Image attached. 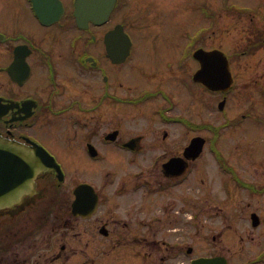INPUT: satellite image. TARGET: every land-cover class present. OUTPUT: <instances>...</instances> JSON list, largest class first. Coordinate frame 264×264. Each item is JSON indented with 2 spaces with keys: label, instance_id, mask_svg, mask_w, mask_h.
<instances>
[{
  "label": "flooded vegetation",
  "instance_id": "1",
  "mask_svg": "<svg viewBox=\"0 0 264 264\" xmlns=\"http://www.w3.org/2000/svg\"><path fill=\"white\" fill-rule=\"evenodd\" d=\"M38 1L45 22L0 0V140L50 164L0 210V264H264V0ZM198 48L226 54L227 92L192 79Z\"/></svg>",
  "mask_w": 264,
  "mask_h": 264
},
{
  "label": "water",
  "instance_id": "2",
  "mask_svg": "<svg viewBox=\"0 0 264 264\" xmlns=\"http://www.w3.org/2000/svg\"><path fill=\"white\" fill-rule=\"evenodd\" d=\"M48 1V0H47ZM55 0H52L54 2ZM83 1L80 0L78 7L83 6ZM37 15L42 19L46 16L42 12V6L47 3H40L38 0H33ZM51 4V3H49ZM54 4V3H53ZM59 6V5H55ZM42 16V17H41ZM45 20V19H42ZM46 21V20H45ZM195 57L202 62V68L194 78L202 82L205 86L212 90H226L231 84V74L229 72L228 61L225 55L218 50L203 51L198 50ZM47 166L48 165H44ZM38 165L26 163L24 155L16 148L2 145L0 143V208L8 205L11 200L19 194L16 190L23 187L25 181H30L34 173L37 172ZM43 168V166H41ZM79 199L75 202V205ZM96 204V199H93V205ZM83 213L82 211H74ZM84 215V214H82Z\"/></svg>",
  "mask_w": 264,
  "mask_h": 264
},
{
  "label": "rangeland",
  "instance_id": "3",
  "mask_svg": "<svg viewBox=\"0 0 264 264\" xmlns=\"http://www.w3.org/2000/svg\"><path fill=\"white\" fill-rule=\"evenodd\" d=\"M221 2L224 1V0H220ZM229 1H232V2H236V3H239V4H242L244 2H246L247 0H229ZM183 8L186 12L190 13L188 11V6H185L183 5ZM196 10V9H195ZM197 11V10H196ZM189 14H187L188 16ZM124 20H126V18H124ZM220 22L219 24H222V27L223 28H226L227 27V21L228 20H222V18L219 19ZM8 17L3 14V13H0V22L2 23H5L6 27L9 28V24H8ZM229 22V21H228ZM193 22H190V24H192ZM228 35V34H227ZM227 35L225 36V39L222 38L221 41H219V46H221V48L225 51H227L229 49V43L227 42ZM178 43V39L175 37V44ZM134 60H137V57L134 58ZM205 99H207V96H205ZM255 107L258 109H262V103H261V100L255 98ZM261 103V104H260ZM230 106H229V109H233L236 113H239V111L245 109V103H244V99H242L240 102H235V100H231L229 102ZM205 107H206V102H205ZM214 109L213 111H217L216 109V105L213 106ZM232 112V111H231ZM229 112V113H231ZM208 113V111H206V114ZM210 115V119L215 123L217 122V124L223 122L222 118L218 115H216V113H213L212 115ZM221 136H222V140L223 141H228L229 140V137H230V129L229 128H223L221 130ZM40 137L41 139H43L46 143H48V145L55 151V148H56V144L54 142H52L44 133H41L40 134ZM262 138H264V135H262ZM220 145V143H219ZM221 147H223V144H221ZM224 152L226 153V149L223 148ZM227 154V153H226ZM228 156V155H227ZM68 169L74 167V166H70V165H67L66 166ZM76 177L77 176H81L83 177V174L81 175H75ZM222 196V195H221ZM235 200L231 203V204H243L245 203V198L244 196L243 197H239L238 195L235 196L234 198ZM252 204H257V205H264V195H261L260 197H254L253 196V199H252Z\"/></svg>",
  "mask_w": 264,
  "mask_h": 264
}]
</instances>
